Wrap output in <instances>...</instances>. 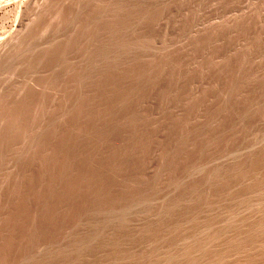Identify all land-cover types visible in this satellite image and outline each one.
<instances>
[{
  "label": "rangeland",
  "instance_id": "obj_1",
  "mask_svg": "<svg viewBox=\"0 0 264 264\" xmlns=\"http://www.w3.org/2000/svg\"><path fill=\"white\" fill-rule=\"evenodd\" d=\"M0 264H264V0H0Z\"/></svg>",
  "mask_w": 264,
  "mask_h": 264
}]
</instances>
